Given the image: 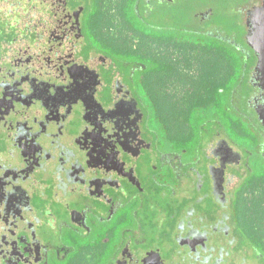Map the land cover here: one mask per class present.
I'll list each match as a JSON object with an SVG mask.
<instances>
[{
    "label": "flooded vegetation",
    "instance_id": "flooded-vegetation-1",
    "mask_svg": "<svg viewBox=\"0 0 264 264\" xmlns=\"http://www.w3.org/2000/svg\"><path fill=\"white\" fill-rule=\"evenodd\" d=\"M13 1L0 6V264H264L250 43L264 0L234 1L225 32L210 8L178 19L175 0ZM220 42L237 65L221 69ZM221 109L260 134L251 150Z\"/></svg>",
    "mask_w": 264,
    "mask_h": 264
},
{
    "label": "rangeland",
    "instance_id": "rangeland-1",
    "mask_svg": "<svg viewBox=\"0 0 264 264\" xmlns=\"http://www.w3.org/2000/svg\"><path fill=\"white\" fill-rule=\"evenodd\" d=\"M93 1L91 0V4L93 5ZM98 1V0H97ZM203 1L204 4H199L198 2L192 1L189 2L187 4V2H184V9L182 12V17L184 19H186L187 16H194L196 14V12L201 11V9L203 8L202 12L207 10L208 8H210L212 10L213 19H215V21L219 22V26L221 28V30H227L228 27H230V14L232 15V11H230V9H232V5L234 4L235 0H201ZM14 3L16 4L17 2L11 0V1H7V2H3L1 1L0 6L1 7H5L7 9H13L14 5L11 4ZM90 3V0H89ZM95 4V3H94ZM205 6H207L206 8H204ZM225 8H227V10L229 9V12H225ZM227 13V15H226ZM134 26V25H133ZM132 26V27H133ZM225 32V31H224ZM221 43V42H220ZM223 43V42H222ZM220 45V51L221 54L224 56V58H229L231 59V61L236 57V53L235 51H233L232 47L228 46V45H224L222 44ZM111 50V49H109ZM114 59H118L121 58L122 56H125V53L123 51H120L118 49L112 50L110 52H108ZM234 62H236L235 60H233ZM237 65V62H236ZM224 99H222L223 101ZM207 101L205 100L204 105L202 107H204L206 105ZM165 114H163L164 116ZM237 116L238 118H242L241 116L239 117V115H235L233 113V111L227 112L225 113L222 109L220 111H218L217 114V118L219 119V122L221 123L222 126L226 127V130L224 131L226 134H228V137L231 138V140H233L236 144L239 145V147L241 148V150H251L253 148V146H255L256 143H258L260 140V134H258L256 132L255 129H253L252 127L245 125V127H243V124H240L243 128L238 127V125H231V122L235 117L237 120ZM188 117L190 118V115H188ZM204 119V118H202ZM207 119L202 121V124L204 125ZM235 120V122H236ZM210 126V125H209ZM208 125H205V128L209 129ZM212 128V126H211ZM229 130V131H228ZM189 131V129H188ZM183 134V133H182ZM181 135V134H180ZM204 136V135H203ZM205 137V136H204ZM251 138H254V141ZM258 141V142H257ZM187 147H185V143L182 144L183 147L187 148V152L191 151V153H194V150L192 149L191 145H189L188 143ZM181 142L179 141L175 146L177 147H181ZM190 154V153H189ZM254 170H256L255 168H253Z\"/></svg>",
    "mask_w": 264,
    "mask_h": 264
},
{
    "label": "trees",
    "instance_id": "trees-1",
    "mask_svg": "<svg viewBox=\"0 0 264 264\" xmlns=\"http://www.w3.org/2000/svg\"><path fill=\"white\" fill-rule=\"evenodd\" d=\"M187 2V4L189 3V2H192V1H195V2H198L199 4H204L203 3V1H201V0H175V2H176V4H175V6H173L172 7V11H173V14H174V16L176 15V12L175 11H177V15H178V19L181 17V15H180V10H183L184 9V2ZM238 0H235V3L237 2ZM207 6H205L204 8H206ZM203 9V8H202ZM225 9H227V8H225ZM145 20H147V17L145 18ZM186 20L188 21V22H190V20H191V17L190 16H187L186 17ZM111 23V19L110 18H108V23ZM177 24H179V23H176V25ZM129 26H130V28L133 26V24L132 23H129ZM132 30H134V31H136V32H139L140 34H143V35H145V36H147L148 35V32H147V30L146 29H144V27L142 26V24H139V27L138 28H131ZM211 51V49L209 48V52ZM223 55L221 54V69H222V66H223V64L225 63V61H224V59H223Z\"/></svg>",
    "mask_w": 264,
    "mask_h": 264
},
{
    "label": "water",
    "instance_id": "water-1",
    "mask_svg": "<svg viewBox=\"0 0 264 264\" xmlns=\"http://www.w3.org/2000/svg\"><path fill=\"white\" fill-rule=\"evenodd\" d=\"M250 43L259 55V63L261 64L262 69V67H264V21L256 27V31Z\"/></svg>",
    "mask_w": 264,
    "mask_h": 264
}]
</instances>
